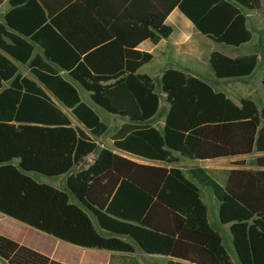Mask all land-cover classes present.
<instances>
[{
	"label": "trees",
	"instance_id": "1",
	"mask_svg": "<svg viewBox=\"0 0 264 264\" xmlns=\"http://www.w3.org/2000/svg\"><path fill=\"white\" fill-rule=\"evenodd\" d=\"M23 1L9 0L14 6ZM194 1L177 0V4L200 32L239 44L249 33L244 28V16L231 1L258 8L262 0H207L209 11L203 17L200 13L205 6ZM128 18L142 38L157 41L171 32L163 23L164 14L155 11L149 17ZM40 19L27 23L23 17L7 14L5 22H0V50L24 64L33 51L25 38L39 40V33L32 32ZM262 47L264 53V38ZM6 55L0 52L1 213L80 247L132 251V245L122 238L129 236L148 253L185 258L195 264H233L220 235L207 221L198 185L174 165L179 157L172 150L198 160L244 155L254 149L264 152V106L259 111L251 99H242L237 105L201 78L169 68L160 80L161 92L170 106L159 131L151 120L160 97L148 75L137 74L134 68L89 70L85 61L68 70L90 91L94 103L128 118L111 135L116 148L169 165L140 164L98 146L106 124L55 69L45 65L43 70L31 67L30 72L70 109L82 127L73 124L69 115L22 75ZM131 55L130 60L139 59L130 67L151 58L139 51ZM256 60L255 54L230 58L217 51L209 58L218 78L247 76ZM40 62L36 57L30 65ZM108 80L113 81L103 83ZM95 149L94 161L73 171ZM256 162L263 169H231L224 184L205 169L190 170L219 201L221 222L230 224L242 264H264V155ZM31 174L65 175L79 202L66 188L39 182ZM0 258L7 264H59L1 234Z\"/></svg>",
	"mask_w": 264,
	"mask_h": 264
},
{
	"label": "crops",
	"instance_id": "2",
	"mask_svg": "<svg viewBox=\"0 0 264 264\" xmlns=\"http://www.w3.org/2000/svg\"><path fill=\"white\" fill-rule=\"evenodd\" d=\"M199 1L201 7L205 6L200 15L202 17L207 16L209 11V6L206 4L207 0ZM231 3L244 16V28L249 33L248 39L239 44L218 40L200 32L179 8L177 0H24L15 6L9 0H3L0 2V22H5L4 17L7 14H10L11 17H23L27 23L41 19L35 24L32 32L39 33V40L33 41L25 38L33 45V51L24 64L6 55L2 50L0 52L18 67L22 75L30 78L42 88L69 115L73 124L82 127L71 114L70 109L66 108L60 99L30 72V69L33 67L43 70L45 65H48L72 84L81 101L91 106L107 126L105 133L97 139L99 147H107L113 153L136 163L169 165L166 162L145 158L116 148L113 145L111 135L124 122H127L128 118L111 114L94 103L90 91L86 90L67 71L78 68L85 61L87 65L84 67L89 70L111 71L134 68L136 69L135 73L148 75L153 79L160 97L159 108L151 120V125L159 131L163 129L170 106L166 94L161 92L160 80L164 71L169 68L182 70L201 78L216 91L226 94L237 105H240L242 99H251L260 111L264 106V62H262V54H264L262 47L264 0L261 1L258 8H247L234 1ZM194 8L197 9V4H194ZM152 11L160 15L164 14L163 23L171 28L169 36H161L157 41L142 38L141 31L134 29L131 23L134 25L135 23L128 18L149 17V13ZM11 33L25 37L14 30H11ZM239 34H243L241 28ZM5 40L10 43L9 39ZM133 51L149 53L151 58L139 66L130 67V64L132 65L135 60L139 59L135 57L130 60L129 57ZM214 51L230 58L255 54L257 56L255 67L247 76L218 78L209 62L210 55ZM47 54L57 61L63 62V65L54 62L55 60L49 58ZM36 57H39L41 62L33 66L30 65V62ZM112 81L108 80L103 83ZM3 84L6 86L8 82ZM99 109L106 111L108 115H101ZM172 154L179 157L174 165L178 166L188 179L198 185L201 200L206 206L207 221L210 227L220 235L222 246L230 260L233 264H242L233 242L230 224L221 222L219 201L213 191L207 189L208 186L201 184L191 175L190 170L205 169L210 177L224 184L228 175L227 172L231 169H263L257 165L256 159L258 156L264 155V152H257L254 149L249 154L207 160L181 156L174 150H172ZM95 157L96 154L90 153L84 158L83 163L73 168V171L81 169L80 166L86 167L94 161ZM239 161L243 162L240 164ZM31 175L34 177L33 174ZM62 177H51L52 180L50 181L37 178V181L58 189H64L66 177L64 179ZM213 196L217 201V207L212 205L210 208L207 202ZM0 234L59 264H195L185 258L148 253L143 249L138 250L135 240L128 236H122V238L132 245V251L80 247L1 212Z\"/></svg>",
	"mask_w": 264,
	"mask_h": 264
},
{
	"label": "water",
	"instance_id": "3",
	"mask_svg": "<svg viewBox=\"0 0 264 264\" xmlns=\"http://www.w3.org/2000/svg\"><path fill=\"white\" fill-rule=\"evenodd\" d=\"M262 62H264V54H262ZM100 143L102 144V142H100ZM96 153H97V149H95V150L93 151V154H94V155H95ZM82 167H83V166H80L79 168H82ZM65 177H66V176L64 175L62 178L64 179ZM64 186H65V188L68 190V192L70 193V195L73 196L74 200L77 201V202H79L78 198L75 197V196L72 194V191H71V189L69 188L67 182L64 183ZM113 235H115V236H122V235H118V234H116V233H113ZM128 237H129V236H128ZM134 242H136V241H134ZM136 243H137V242H136ZM137 249H138V250H141V249H142L141 246H140L138 243H137ZM0 262H1V264H7L6 261L3 260V259H1V258H0Z\"/></svg>",
	"mask_w": 264,
	"mask_h": 264
},
{
	"label": "rangeland",
	"instance_id": "4",
	"mask_svg": "<svg viewBox=\"0 0 264 264\" xmlns=\"http://www.w3.org/2000/svg\"><path fill=\"white\" fill-rule=\"evenodd\" d=\"M99 112H100L101 115H108V113H107L106 111L102 110V109H99ZM33 175H34V178H35L36 180H38L37 178L48 179V181L52 180L51 177L43 176V175H40V174H33ZM207 189H208L209 191H212L210 187H207ZM212 199H213V200H212ZM212 199L210 198V200L207 202V205H208L210 208L212 207V205H216V207H217V201H216V199L214 198V196H213Z\"/></svg>",
	"mask_w": 264,
	"mask_h": 264
}]
</instances>
